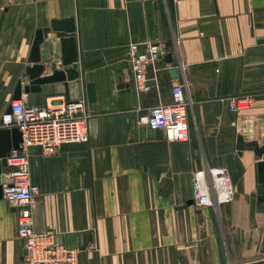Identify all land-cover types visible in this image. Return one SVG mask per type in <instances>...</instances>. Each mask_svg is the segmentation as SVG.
Here are the masks:
<instances>
[{"label":"crops","instance_id":"1","mask_svg":"<svg viewBox=\"0 0 264 264\" xmlns=\"http://www.w3.org/2000/svg\"><path fill=\"white\" fill-rule=\"evenodd\" d=\"M70 18L77 58L62 65ZM130 42L164 51L149 91L134 82ZM19 81L26 103L80 102L90 114L87 142L28 152L34 228L78 247L80 264H264L260 158L236 149L239 134L264 142V0H0V118ZM180 81L193 127L168 141L138 116ZM244 95L249 107L230 110ZM212 166L226 169L234 196L198 208L192 171ZM23 250L16 204L2 196L0 264H27Z\"/></svg>","mask_w":264,"mask_h":264},{"label":"built area","instance_id":"2","mask_svg":"<svg viewBox=\"0 0 264 264\" xmlns=\"http://www.w3.org/2000/svg\"><path fill=\"white\" fill-rule=\"evenodd\" d=\"M136 87L149 91L156 81L157 62L164 51L157 43L130 42L127 49ZM151 69L153 75L148 74ZM184 82L172 86L169 102H159L141 112L139 122L163 131L168 141H187L190 136L188 107L190 101ZM249 95L229 98V108L240 111L249 107ZM90 114L77 103H26L22 98L10 102V110L2 113L1 127H16L21 140L6 155L3 171V197L16 204L18 236L24 242L23 259L27 264H80L78 247L55 238L51 230L36 231L32 207L40 186L33 183L29 170V148L39 146L45 154L56 152L65 142H87ZM193 202L200 208L233 199L234 191L224 167L212 166L192 171Z\"/></svg>","mask_w":264,"mask_h":264},{"label":"water","instance_id":"3","mask_svg":"<svg viewBox=\"0 0 264 264\" xmlns=\"http://www.w3.org/2000/svg\"><path fill=\"white\" fill-rule=\"evenodd\" d=\"M66 22V23H65ZM62 29L59 30L61 32V35L64 37H67L68 40L71 42V58L65 59L62 63V65H66L68 63H71L76 60L77 58V50H76V43L74 39V25L72 23V19L66 20L62 22ZM36 39L34 41V52L38 53L39 48V41L41 39V33L40 31L36 34ZM36 58H38V55H36ZM35 69L40 70L41 66H35ZM170 72L173 76L177 77L178 70L176 67L170 68ZM33 83L40 84L45 81H47L45 78L39 79V78H33ZM63 79L62 75L59 73H56L54 76L50 77L48 80H61ZM91 86V84H87L86 88ZM21 93V82H18L17 85V92L14 95V98H20ZM89 99L91 100L93 96L89 95ZM79 98V97H78ZM75 98V99H78ZM10 110V107L8 108V111ZM12 135V141L9 140V136ZM21 140V134L18 128L16 127H2L0 129V197L3 196L2 193V184L4 182V175L2 172V167L6 165V155L12 148H17L19 145V142ZM236 149L241 152V150L249 149L252 150L257 158H260V160L257 162V168L259 173V179L261 182H264V142L263 144L259 145L257 142H244L242 135H237L236 137ZM260 200L264 201V195L259 196ZM190 203H193V200H190Z\"/></svg>","mask_w":264,"mask_h":264},{"label":"rangeland","instance_id":"4","mask_svg":"<svg viewBox=\"0 0 264 264\" xmlns=\"http://www.w3.org/2000/svg\"><path fill=\"white\" fill-rule=\"evenodd\" d=\"M189 126H190V128H192L193 127V120L191 119V114L189 113Z\"/></svg>","mask_w":264,"mask_h":264}]
</instances>
